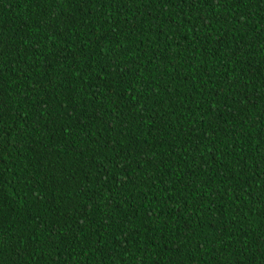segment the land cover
Masks as SVG:
<instances>
[{
  "label": "trees",
  "instance_id": "obj_1",
  "mask_svg": "<svg viewBox=\"0 0 264 264\" xmlns=\"http://www.w3.org/2000/svg\"><path fill=\"white\" fill-rule=\"evenodd\" d=\"M0 264H264V0H0Z\"/></svg>",
  "mask_w": 264,
  "mask_h": 264
}]
</instances>
